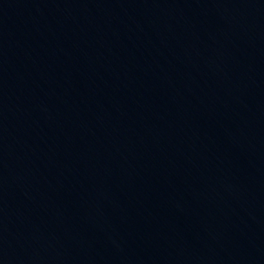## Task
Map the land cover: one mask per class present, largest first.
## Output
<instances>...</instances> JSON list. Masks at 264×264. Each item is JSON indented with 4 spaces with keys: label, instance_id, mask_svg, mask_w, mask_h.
<instances>
[{
    "label": "water",
    "instance_id": "1",
    "mask_svg": "<svg viewBox=\"0 0 264 264\" xmlns=\"http://www.w3.org/2000/svg\"><path fill=\"white\" fill-rule=\"evenodd\" d=\"M0 264H264V0H0Z\"/></svg>",
    "mask_w": 264,
    "mask_h": 264
}]
</instances>
